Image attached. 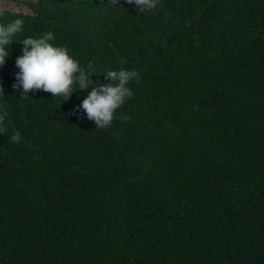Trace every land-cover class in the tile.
Listing matches in <instances>:
<instances>
[{"label": "trees", "instance_id": "1", "mask_svg": "<svg viewBox=\"0 0 264 264\" xmlns=\"http://www.w3.org/2000/svg\"><path fill=\"white\" fill-rule=\"evenodd\" d=\"M26 1L0 4L16 46L51 31L94 84L106 47L144 65L107 128L91 88L24 97L0 67V264H264V0Z\"/></svg>", "mask_w": 264, "mask_h": 264}, {"label": "clouds", "instance_id": "2", "mask_svg": "<svg viewBox=\"0 0 264 264\" xmlns=\"http://www.w3.org/2000/svg\"><path fill=\"white\" fill-rule=\"evenodd\" d=\"M15 6H27L26 0H11ZM116 5L120 0H111ZM125 3L134 5L142 14L155 13L160 0H125ZM4 10H7L4 8ZM11 11V10H10ZM31 11V10H30ZM12 12V11H11ZM20 13V12H16ZM23 14V13H22ZM27 15V14H25ZM24 29L22 19H16L10 24H0V67H3L9 56L13 57L16 69V83L13 88L21 89L22 96L29 92L43 91L51 93L53 97L63 96L67 101L79 90L91 91L82 100L77 111L83 110L90 121H94L96 128L110 127L116 117L117 110L126 100L134 95L129 87L130 82L140 79L139 69L141 64V51L133 44H121L117 48H104L101 56L103 66H109L110 70L104 73L108 83L94 84L90 77L93 75V64L83 67L80 62L69 54L66 47L53 43L54 34L49 31L39 37H27L18 45L12 42V38ZM10 46L8 49L7 46ZM132 45L130 48L129 46ZM127 54L124 55L125 51ZM0 95L4 96L3 86L0 85ZM6 113L0 112V132L4 131ZM127 117H125L126 119ZM14 143L21 141V133L16 130L11 136Z\"/></svg>", "mask_w": 264, "mask_h": 264}, {"label": "rangeland", "instance_id": "3", "mask_svg": "<svg viewBox=\"0 0 264 264\" xmlns=\"http://www.w3.org/2000/svg\"><path fill=\"white\" fill-rule=\"evenodd\" d=\"M0 4L2 5L3 9H7V10H11L12 12H20L23 14H31L32 12L27 8V6L23 5V6H15V2L11 1V0H2V2H0Z\"/></svg>", "mask_w": 264, "mask_h": 264}]
</instances>
